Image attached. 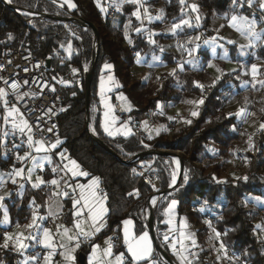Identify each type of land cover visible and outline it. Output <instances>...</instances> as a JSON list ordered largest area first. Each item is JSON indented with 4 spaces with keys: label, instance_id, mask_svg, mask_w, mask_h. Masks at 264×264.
<instances>
[{
    "label": "trees",
    "instance_id": "16d2710c",
    "mask_svg": "<svg viewBox=\"0 0 264 264\" xmlns=\"http://www.w3.org/2000/svg\"><path fill=\"white\" fill-rule=\"evenodd\" d=\"M73 1L77 7L72 11L65 6L55 5L51 0H12L10 4L18 11L28 10L50 17L74 16L86 23L94 24L98 33V53L89 89V131L118 159L99 146L86 130L84 78L90 68L94 42V34L90 28H80L49 18L20 15L0 1V56L16 49H24L35 59L49 60L54 69V75H64L70 69H77V73L80 74L79 86L57 87L61 109L65 110L60 111L57 118L58 138L62 144L54 149L53 153L67 149L66 155L76 160L83 171L90 173L89 177H100V190L107 194L106 206L109 211L105 217V226L93 237L84 241L85 244L80 247L77 255L86 256L93 244L114 236L116 241L113 243V253L124 252L129 261L122 238V221L131 219L132 231L137 236L146 231V223L142 222L141 217L147 210L152 189L131 173L133 164H124L122 161H129L145 150L165 149L181 152L183 174L177 186L169 194L162 196V199L154 206L153 220L156 233L165 227L162 222L165 219L163 210L166 203L175 199L177 201L175 210L178 216L185 215L184 211L187 209L190 212L185 216L196 225H200L205 217L213 219L211 228L208 225H202L203 223L198 228L197 237L200 243L206 241L208 233L214 228L221 233L220 239L225 248L238 254L243 261L249 264H264V243L259 242L255 228V221H264V216L257 210L245 209L241 205L242 196L260 195L264 192V130H259L256 135L254 147L244 152L246 160L235 166L237 171H242L243 168L244 173L237 177L230 176L228 161L232 159L231 156L234 157L233 150L238 144H246L247 136L245 132L235 135L231 128L240 124V121L234 115L228 118L229 113H234L230 110L229 101L242 79L237 71H227L221 79H213L203 84V90L193 83L198 81L201 84L202 79L199 75L201 73L196 72L205 70L210 59V51L203 43L213 36V33L208 31L210 21L214 17H219L224 25L225 21L234 14L248 16L250 19L255 16L258 27L261 28L264 27V19L260 18L261 12L258 6L248 8L245 5L243 8L238 6L234 9L231 6L232 0H188L184 5L180 4V0H143L144 6H149L156 11L162 10V20L160 23L141 24V32L137 36L130 35L132 48L139 54H156L170 40L163 35H152L151 31L155 27L161 24H179L181 20H188L191 23V26L182 25L176 29L175 44H177L176 47L178 46L179 55L163 54V60L167 63L178 59L179 64L184 65L183 70L177 68L174 76L169 75L171 71L157 74L143 85L130 75L132 61L128 52L121 46L124 40L122 24L127 20L135 24L132 21L134 20L132 12L138 6L129 3L121 4L120 10L117 11L115 5L113 19L109 20L101 17L96 0ZM103 1L101 0V5ZM115 3L119 4L120 0H115ZM192 4L198 6L197 11H192L190 7ZM197 15L200 17L199 24L196 20ZM196 35L200 39L199 48H196L192 56L196 62L193 68L191 63H187L188 59L184 63L181 61L185 53L179 44L183 39ZM153 40L155 43L151 42ZM69 43L72 45L71 55L66 54ZM229 47L235 48L234 45ZM58 48L65 49L60 58L53 56V52ZM253 58L264 63V46L258 45L252 50L244 63H251ZM233 59L237 62L236 56ZM106 63L112 65L113 74L119 82L120 87L116 93L127 97L126 103L131 107L128 117L132 134L127 137L121 134L109 136L102 127L97 83L101 67ZM219 69L223 71L222 65H219ZM261 71L264 72V67ZM262 77L264 78V75ZM213 81H216L215 84ZM201 99L204 102L195 104L193 112L198 114L189 118L191 123L174 127L170 138L167 136L169 125L164 117L156 119L162 124L156 136L143 141V138L136 133L137 125L146 121L156 111L158 105L181 106L187 101ZM2 112L0 102V114ZM261 122H264L262 111ZM93 128L95 132L92 131ZM144 160H154L155 178L160 189H165L170 183L173 171L171 160L159 155H150ZM194 162L199 163L200 168L196 167ZM12 165L11 160L0 157V169L12 167ZM14 166L17 168L20 164ZM185 173L188 176L187 183L184 182ZM43 177L47 180L52 177L48 168ZM245 177L247 179H244ZM135 190H139V195L130 196L129 193H134ZM33 200L35 205L32 203ZM4 203L12 225L27 224L33 212L39 215L45 213L46 200L43 189H35L28 182L23 183L21 196H18L16 188H13L11 195ZM197 207L203 211L200 213L193 210ZM70 221L71 213L67 211L63 224L68 225ZM160 245L173 259L166 246L163 243ZM154 255L157 257L156 254ZM19 260V252L12 250L11 247L9 249L0 247L2 264H17ZM216 262L217 260L213 259L210 252L206 250H202L198 257L192 260V264H217ZM76 264H79L78 261ZM84 264H86L85 261ZM161 264L164 263L161 261Z\"/></svg>",
    "mask_w": 264,
    "mask_h": 264
},
{
    "label": "snow or ice",
    "instance_id": "6c2138e0",
    "mask_svg": "<svg viewBox=\"0 0 264 264\" xmlns=\"http://www.w3.org/2000/svg\"><path fill=\"white\" fill-rule=\"evenodd\" d=\"M7 2L11 3L12 0H7ZM56 0H53V3H55ZM64 2L68 5L69 8H76L77 5L72 2V0H64ZM123 3H129L133 5H137L135 11L132 12V16H135L137 20L141 19V8L144 10V14L147 16L149 20H152L153 17L148 14L147 8H144L143 0H120L119 4H116V10H120V6ZM186 3V0H180V4L184 5ZM97 7L100 8L101 12H105L107 9L101 5V0H96ZM233 5H237L241 8H243L245 5H247L248 8H253L254 5L258 6L260 12H261V19H264V0H232ZM61 7L64 6V4L60 5ZM192 11H197L198 6L195 4H192L191 6ZM183 12V8L181 9ZM227 19V17H225ZM155 19H161V16L155 17ZM197 24H199L200 17L197 15L196 17ZM182 25H188L191 26L190 21L188 20H181L179 24H174L172 26V30L175 31L176 29L180 28ZM229 27L234 28L237 32H239L246 40H248L247 45H240V49L243 52V49L245 47H255V41H261L264 40V32H257L256 26H257V20L255 16H253L252 19H249L248 16L243 15H232L229 23ZM220 27H224V25H221ZM141 28H136V32H141ZM11 34H9V39H11ZM125 38L128 39L127 33H125ZM195 40H199L200 37L197 36L194 38ZM152 43H155V41H151ZM189 43L192 42V38L189 39ZM230 44H235V41L229 40ZM129 43H132V41L129 39ZM205 43H212L213 45L216 44V38H212L211 41L206 40ZM63 47V45H62ZM196 48H199V44L196 45ZM68 54H72V45L69 43L67 46ZM163 50V49H161ZM195 49H192L189 51V55L192 54V51ZM213 52H215V47H213ZM139 58V53L136 54ZM227 54H225L226 58ZM139 62V60H138ZM187 63H193V61H187ZM39 67V65H37ZM184 65L178 64L177 68L180 70H183ZM208 67H213L211 63L208 64ZM264 66L257 65L255 63L251 64L250 67V76H251V83L252 86L255 88L257 84H259L262 88H264V79H259L258 77L261 75H264V72L261 71V68ZM105 69H111L112 65L106 63L104 65ZM86 70V69H85ZM25 71H28V69H25ZM177 69H173L169 75H176ZM217 72L221 73V76L226 75L227 73H224L221 69L217 68ZM233 72L236 71V69L232 70ZM77 69H73V73H76ZM245 75H249V72H245ZM221 76H217L216 80L221 79ZM2 79V78H0ZM55 79V77H53ZM114 78L112 76L108 77L109 81H112ZM159 79V77H157ZM61 84H67V81H64L61 79L59 81ZM216 81H213V84H215ZM5 84H8V81H4ZM196 87H199L201 90H203L204 85L200 84L198 81L193 82ZM245 83H249V81H245ZM24 84H28V81L25 80ZM9 87L12 89L13 94H15L17 100H22L24 97L29 96L30 94L27 92L21 93L19 91L21 85L13 82L9 85ZM44 87H49L47 83L44 84ZM116 87H120V85L117 83ZM111 89L105 88V81L104 78L101 77V102L104 104L105 108L107 109L104 113L105 121L102 124L104 132L109 136H115L117 134H123L125 137L132 134L131 128L128 127V121L123 122L120 127H116L118 117L114 115V109L113 107L107 103V101L104 99V93L105 91H110ZM51 91L55 92V87H51ZM9 93L4 89L0 88V102L3 104V123L5 125L11 123V132L14 135L16 131H19L20 133H25L27 130V133H32L33 126L29 123V121L24 117L23 112H21L20 108L17 107L15 104H10L9 100L7 99ZM35 95V94H32ZM75 95V93H73ZM118 99L122 101H127V97L123 96L121 94ZM203 100L194 101L193 103L197 104H203ZM53 109L49 108L48 112H51ZM65 109H61V111H64ZM128 110H131V107L129 106ZM262 112H264V109H261ZM198 113L192 112L191 115L195 116ZM237 117L238 119L242 120L243 122H246V117L249 115H254V113H250L246 107H241L236 113H229V117L232 116ZM169 119H174L173 117H169ZM186 123H191V121H185ZM145 127H147V122H144ZM259 130H264V122H261L259 125ZM49 132L52 131V128L48 129ZM93 132H95V128L92 129ZM233 131H236L235 125L233 126ZM157 134L159 132L157 131ZM9 135V131H4L3 137H7ZM3 137H0L2 139ZM151 138V136H149ZM252 137L249 136V149L254 147V145L251 143ZM60 144H62V141L57 138L55 142L51 144H47L43 139L41 140H34L32 135H27V145L29 149H34L36 153L41 152H50L53 149H56ZM147 147V145H145ZM67 149H65L62 152L57 153L61 160H67V163L63 164V167L61 168V171H65L66 174L70 173L72 177H78V176H90V173L83 171L78 164L76 160L71 159L66 155ZM17 160L23 163L26 160H32L34 162V168H39L43 170L44 164L42 160H47L49 163H51V157L50 156H44L41 160H37V157L32 154L31 151H26L23 156H20L17 154ZM177 167H179L180 161L176 160ZM52 171L55 173L57 171L56 168H53ZM135 171V170H134ZM25 169L23 167L16 168L13 166V169L10 173H8L9 178L12 180V183L15 184L17 182L16 178H20L21 180H28L32 183L33 188H40L41 185L44 184H51L53 186H56L57 191L53 193L54 196L60 197H69L70 193L68 191H61L59 190L60 181L57 179H52L50 181H45L42 177H36L35 181H32V172L33 169L29 168L27 170L28 174L25 177L24 175ZM62 179V178H61ZM244 179H247L245 177ZM177 180V174L176 172H173L171 176V182L169 184V187H173L176 184ZM188 176L185 173L184 176V182L187 183ZM151 183V180L148 181ZM100 177L93 176L89 180L87 184H69L65 182V187L72 189L73 193L77 192V195H72L70 198L72 199V205H73V216L74 219V229L75 234H70L72 232L71 229L63 228V232L61 234V240H64L66 242H62L59 245H57L54 240V236L52 235V231L48 228L40 229V225L37 223L38 220L44 219L43 217H39L36 215L35 212H33L31 223H28L24 225L23 227L27 228L29 230V234L25 235L24 232H19L15 234L14 236L5 232L4 233V242L0 247L4 249H9L10 247V241H14V243L11 245L12 250L17 252H23V250L27 249L30 245L25 243V241L31 240L38 244H42L44 248L49 249V251L42 257L44 264H55L54 257L56 255H59L63 257V260L66 262V264H74L75 262V256L73 253L77 248L80 247L81 244V237L84 238H90L94 236L96 233H98L102 227L105 226L106 220L105 216L107 215L109 209L106 206L107 201V194L102 193L100 190ZM23 187V185H21ZM153 189L158 191L159 189L155 188V185H152ZM139 195V190H135L134 193H129V195ZM5 199V196H0V202H2ZM257 200L259 198L257 197ZM150 202L153 206L156 205L157 200L155 197H152L150 199ZM33 205H35V201L33 200ZM177 201L175 199H172L167 208L165 209L164 215L168 217V219L165 221L166 224L172 225L173 224V218L176 215L175 209H176ZM59 206V205H58ZM0 207H3V204L0 203ZM50 214L51 213V206L49 208ZM203 211V209H201ZM90 221V223H89ZM3 223L7 224L9 223V215L8 212L5 210L4 212V218ZM208 223V226L211 228L212 225L210 222L206 221ZM122 224L124 225V243L127 246V253L130 254L131 259L127 262V264H161V261L154 255V248L152 239L150 238L148 232H142L140 235H136L133 233V221L131 219H125L122 221ZM87 225V227H85ZM17 227H21L19 223H17ZM261 225H256V228H261ZM38 229L42 231L43 238L40 239L36 235L31 234L32 229ZM188 228L187 219L184 218L180 223V231H179V239L172 238L170 239L169 233L174 231L173 228H169V231L166 232L163 235V241L164 244L167 247H170L173 254L176 256L178 260V264H192V260L189 259V256L195 257L196 253L190 252L189 245L185 244V241L190 242L191 248L198 247L195 234L190 232H185L184 229ZM59 231V229H58ZM213 232H215V236L219 238L221 236V233L216 231L213 228ZM105 247L101 248V245L99 244H93L92 245V251L89 258V264H125V253L120 252L119 254L113 253V244H112V237H109L107 240H105ZM71 245V246H70ZM62 249V251L57 252V249ZM219 250L223 251V258L232 260L233 257H229L227 255V251L225 248V245L221 242L219 245ZM187 253V254H186ZM29 260L36 261L37 264H39V261L41 257L39 254L33 255L28 257ZM217 259H221L220 256L217 257ZM238 259V257H236ZM2 264V262H0ZM24 264H27V261L24 262Z\"/></svg>",
    "mask_w": 264,
    "mask_h": 264
},
{
    "label": "built area",
    "instance_id": "2783aa9c",
    "mask_svg": "<svg viewBox=\"0 0 264 264\" xmlns=\"http://www.w3.org/2000/svg\"><path fill=\"white\" fill-rule=\"evenodd\" d=\"M188 1V0H186ZM128 3H123V5ZM102 6L105 7L107 10L103 13L104 17L106 19L111 20L113 18V9L111 0H104L102 2ZM232 8H237V5H233L231 3ZM148 14L151 16L154 15L152 10L148 9ZM134 21L138 22L132 29L133 35L137 36L139 33L135 31L136 28H140L139 22L143 20L144 22L148 19L146 18L143 11H141V19L137 20L135 16H132ZM149 21V20H148ZM129 22V21H128ZM130 23V22H129ZM127 23L122 24V30L124 32L125 28H127ZM168 27V25H166ZM172 33V32H171ZM152 35H166L163 31H156L152 32ZM174 35L173 33L171 34ZM122 48H124L128 54L130 55L131 61H132V67L133 69H139V71H142L143 74H145L146 71H148V74L145 76L147 77L146 81H148L149 78H152L153 76L157 74L164 73L166 71H172L173 69H177V65L179 64L178 59H174L171 63H167L163 60V54L170 53L173 56H178V50L175 44V38L171 39V43L168 47H162L163 50L156 54H140L139 58L137 57V52L132 48V43H129V39H124L121 43ZM65 52V49L58 48L53 52V56L56 58H60L63 56V53ZM139 60V62H138ZM39 65V67H37ZM25 69H28V71H25ZM140 73L136 70V73L132 74V77L134 79L139 80ZM55 77V79H53ZM0 88H4L8 93L7 99L9 100L10 104H15L17 107L20 108L21 112H23L24 117L29 121V123L33 126L32 133H27V130L25 133L15 132L13 135L11 132V128H6L4 131H9V135L7 137H3V144H4V152L7 160H11L13 165L20 164L21 162L17 160V154H19V149L21 146V143L24 138H27V135H32L34 140H41L43 139L47 144H51L55 142V140L59 137V127L57 118L59 115V112L61 111L60 102L57 97V87L60 85L67 86V87H75L79 86L80 84V74L73 73V71H67L64 75H61L59 79L57 80V76L54 75V69L49 66V68H46L45 66V60L42 59H35L33 58L28 52H26L24 49H16L14 51L7 52L0 56ZM63 79L64 81H67V84H61L59 81ZM7 80L8 84H5L4 81ZM27 80L28 84H24V81ZM57 80V81H55ZM141 80L140 82H142ZM13 82H16L21 85L19 91L21 93L27 92L30 95L24 97L22 100H17L15 94H13L12 89L9 87V85ZM47 83L49 87H44V84ZM51 87H55V92L51 91ZM233 89V87H231ZM226 94V92H223ZM35 94V95H32ZM53 109L51 112H48V109ZM114 111L116 113V116L118 117L119 124H123V122L128 121V126H131L129 123L130 119L128 117V111L123 107L122 104L116 103L113 105ZM150 117V116H149ZM148 117V119H149ZM165 117L167 121L169 122V131L168 135H171V131L174 127H179L181 125H178L175 122H171L169 117L165 114ZM147 119V121H148ZM177 125V126H176ZM236 131H233V127L231 128L232 132L235 135H240L242 133L243 127L241 124L235 125ZM52 128V131L49 132L48 129ZM3 131V133H4ZM259 132V131H258ZM256 133V135L258 134ZM2 133V135H3ZM136 133L139 134L143 141H146L150 139L146 133L142 129V124L139 123L136 127ZM252 137L251 143L254 145L255 137ZM244 146L243 144H238L235 149L233 150V161L235 164L240 163L241 161H245V153L246 151H250L249 149V136L248 139L246 138V148L245 149H239V147ZM245 150V151H244ZM148 151V150H145ZM145 158H140L137 160H134L132 158L130 164L132 165L131 173L142 180L144 184H147L152 189V194L158 192L159 184L157 179L155 178L156 169L154 167V160L152 161H145ZM196 167L200 168V164L194 162L193 163ZM135 170V171H134ZM173 173V172H172ZM40 175L45 174V170L39 172ZM231 176V175H230ZM151 180V183L148 181ZM155 185L156 189H159L156 191L153 189L152 185ZM54 186L47 185L43 187V193L50 192ZM257 197L259 200H257ZM241 205L243 208H249L257 210L262 216H264V192L260 195H244L241 197ZM197 212H202L201 208L197 207L193 209ZM147 216V215H146ZM64 216L63 214H58L56 216H45L43 219V226L49 229H55L57 226L64 223ZM146 220V218H145ZM210 222L213 223V219L210 217H205L203 219V222ZM146 223V222H145ZM10 230L8 228H1L0 227V245L3 244L4 241V233L9 232ZM168 231L160 232V235H164ZM171 233H169L170 235ZM115 240H113V243ZM85 244L84 240L81 239L80 246H83ZM227 255L229 257H233V259L230 261L228 259L223 258V251H222V257L219 260L218 264H249L245 261H243L240 256L231 250L227 249ZM25 256L28 258L33 255L39 254L41 257L43 252L40 248L39 244L34 242L33 245H30L27 249L24 250ZM238 257V259H236ZM36 262V261H35ZM127 259L125 260V263L127 264ZM37 264V262H36Z\"/></svg>",
    "mask_w": 264,
    "mask_h": 264
},
{
    "label": "crops",
    "instance_id": "0c3cea01",
    "mask_svg": "<svg viewBox=\"0 0 264 264\" xmlns=\"http://www.w3.org/2000/svg\"><path fill=\"white\" fill-rule=\"evenodd\" d=\"M51 1L53 2V0H51ZM72 2L74 3L73 0H72ZM54 4L57 5V6H59V7H61L60 6L61 4H64V6L68 10H71V11L75 9V8H69L68 5L64 2V0H56V2ZM111 4H112V9L115 10V5H116L115 0H112L111 1ZM144 8H147V10L148 9L152 10V12L154 13V15L152 16L153 17L152 20H149L147 18V16L145 15L146 18L149 21L147 20V21L144 22L143 21L144 19L141 20L139 22L140 27H141V24H143V25H149V24H153L155 22H158V23L161 22V20H162V10H159V11L157 10L156 11V10L150 8L149 6H144ZM141 11H143V13H144L143 8H141ZM100 13H101V17H104V14H103L104 12H101L100 11ZM234 15H237V14H234ZM157 16H161V19H155V17H157ZM231 16L229 17L228 20L225 21L223 28L222 27H219L220 24L222 23V19L219 18V17H214L210 21V23H209V30L208 31L212 32L213 33V36L212 37H209L206 40L211 41L212 38H216V44L215 45H213L212 43H207L206 44L205 43L206 40L203 41V43H204L205 47L209 49V51H210V55H209L210 59L209 60L211 61L212 64L214 63V65H216L215 64V60H217V59H220V60H223L224 61V67L227 66L228 64H232V65L238 64V65H241L242 63L245 62V60L247 59V57L251 53V51L254 50L258 45L264 46V40L255 41L254 42L255 45H256L255 47H245L243 49V52H242L239 46L240 45H247L248 44V40H246L234 28L228 26V23H229V20H230ZM132 21H134V20H132ZM129 22H128V20L124 22V24L127 23V25H128L127 28H125V30L123 32L124 39H126L125 38V33H127L128 39L130 38V35H133L132 29L138 23L136 21H134L135 24H133L131 22L129 23ZM166 25H168V24H161L159 27L157 26V27H155L151 31V32L163 31L166 34V35H163V36L170 38V40L163 47H168L170 45V43H171V39H173V38L176 39V30L175 31L172 30V26L173 25H168V27ZM256 31L257 32H264V27L259 28L258 27V23H257ZM171 32L174 34L173 36L171 35L172 34ZM194 37H197V35L194 36ZM128 39H126V40H128ZM229 40L235 41L236 43L235 44H230L228 42ZM198 43H199V40H196V44L195 45H197ZM230 45H234L235 48L231 49L229 47ZM213 47H215V52H213ZM184 53H185V51H184ZM225 54H227L226 58H222V57H225ZM213 56L215 57V59L212 58ZM234 56L237 57V62L236 61H233L234 60L233 59ZM239 60H241V62H238ZM104 65L105 64H103L102 67H101L100 76L98 78V83H97V99H98V103L100 104L101 119H102L103 123L105 121L104 113H105V111L107 109L105 108L104 104L101 102V77L104 78L105 88L106 89H108V88L111 89L110 91H105V93H104V99L107 101V103L110 104L112 107H113L114 104L120 103V104L123 105V107L127 111H129L128 108L130 106L129 104L126 103V101H122L120 99L118 100V97L120 96V94H117L116 93V91L119 89V87H116V84L117 83L119 84V82H118V80L115 78V76L113 74V67L111 69H105L104 68ZM232 70L233 69L228 70V71H232ZM109 76H112L114 79L112 81H109L108 80V77ZM143 76L145 77V74H143ZM218 76H221V73ZM112 98H114L113 101H111ZM1 106L3 108L2 102H1ZM3 115H4V110H3L2 114H0V137L3 136L2 133H3V131L6 128L7 129L8 128H11V123H9L7 125H5L3 123ZM114 115L116 116L115 111H114ZM144 122H142V123H144ZM115 126L116 127H120L121 125L118 124V125H115ZM16 132H19V131H16ZM121 135H123V134H121ZM53 150L50 151V152H47V153H45V152L36 153L34 149H29L28 148L27 138H24L23 139V141L21 143V146H20V149H19V155L20 156H23L26 151H31L32 154L37 157V160L38 161L41 160L44 156H50L51 157V163H49L47 160H42V162L44 164L43 170H46L48 168L49 171H50V174L52 175V177L50 179L47 180V179H45L43 177V175H40L39 174V172L40 171H43V170H41L39 168H34V162L32 160H26V161H24L17 168L23 167L25 169V172H24L25 177L28 174L27 170L29 168H32L33 169V172H32V181H35L36 177H38V176L39 177H42L45 181H50L52 179H57V180L60 181L59 190H61V191H65L66 190V191H68L70 193V196L69 197H63V196L57 197V196H54L53 193L55 191H57L56 186H54V188L50 192L44 194L45 200H46L45 213L43 215H39V214L36 213L37 216L45 218V216H53L54 217V216H56L58 214H63V216H65V214L67 213V211H70V213H71V221H70V224H68V225L61 224V225L57 226L55 229H50L52 231V235L55 238L54 242L57 245H59L62 242H66L64 240H61V234L63 232V228L71 229L72 232L70 234H75V231H76L74 229V219H75V217L73 216L74 209H73V205H72V199L70 197L72 195H77L78 194V189H77V192L76 193H73L72 192V189L65 187V182H67L69 184H73V185H75V184H87L89 182V180L91 179V177H89V176L88 177H85V176L72 177L70 173L66 174L65 171H61V168L63 167V164L67 163V160H61V157L57 153H53ZM0 157L2 159H4V160H7V158L5 156V152H4V144H3V140L2 139H0ZM52 162H53V164H52ZM53 168H56L57 169V171L55 173L52 171ZM12 169H13V167H8L6 169H0V196H5V199L2 202H0V203L3 204V207H0V227L1 228H8L10 230L8 233L11 234V235H13V236L15 234L19 233V232H24L25 235H28L29 234V230L27 228L23 227L24 225H22L21 227H17V225L10 224V220H9V223H7V224H5V223L2 222L3 221V218H4V212H5V210L8 212L7 207H6L5 203H4V201L11 195L13 188H16V191L18 193V196H21L22 191H23V187H21V185H23V183L28 182L32 186V183L31 182H29L26 179L25 180H21L20 178H16L17 179V182L15 184H13L12 183V180L8 176V173H10L12 171ZM47 185H51V184L41 185L40 188L43 189V187L44 186H47ZM51 186L53 187V185H51ZM35 189H37V188H35ZM168 204H169V202L166 203L163 212H165V209L167 208ZM50 206H51V213L52 214H50V211H49ZM175 212H176V210H175ZM32 215H31L30 220H29L28 223H31ZM184 218L187 219V223H188V228L187 229H184V231L186 233L187 232L194 233L192 230L195 228V224L192 221H189L188 218H187V216H185V215L178 216L176 214L174 216V218H173V224L172 225H169V224H166L165 223V221L168 219V217L165 216V219L162 222V224L165 225V227L163 229H160L158 231L157 237L158 238H163V235H160L159 233L160 232H163V231H169V228H173L174 231H172L171 234L169 235L170 236V239H172V238L179 239L180 223H181V221ZM42 222H43V219L37 221V223L40 225V229L46 228V227L43 226V223ZM89 223H90V221H89ZM85 227H87V225H85ZM58 229H59V231H58ZM122 229H124V225L123 224H122ZM146 232H148L147 229H146ZM31 234L32 235H36L40 239L43 238L42 231H40L38 229H35V228L32 229L31 230ZM195 236H197V235L195 234ZM110 237H112V244H113V240H116V238L114 236H110ZM108 238H105V239L97 242L96 244L101 245V248H103V247L106 246L104 242ZM122 238H123V241H124V232L122 233ZM80 239H83L84 241H87L89 238L85 239L84 237H81ZM13 243H14V241H10V247H11V245ZM25 243H27L29 245H33L34 244V241L28 240V241H25ZM185 244L186 245H189L190 252L196 253V256L195 257L189 256V259H191V260L197 258L198 255L200 254V252L202 250H206V251L209 252V250L204 249V248H199V249H198V247L197 248H191L189 241H185ZM39 246H40V248L42 249V252H43V254L41 256V259L39 261V264H44L42 257L49 251V249L44 248L42 244H39ZM80 247L77 248L75 250V252L73 253V255L76 258L74 264H76V261L78 259V255L79 254L77 255V253L79 252ZM166 248L168 249L170 255L173 257V260L175 261V263L178 264V260H177L176 256L173 254L171 248L170 247H167V246H166ZM59 251H62V249H59L58 248L57 249V252H59ZM91 251H92V247H91L89 253L86 256H84L85 257V260L84 261L86 262V264H89V258H90V255H91ZM125 251H126L128 260H130L131 257L127 253V246L126 245H125ZM19 254H20V260L18 261L17 264H24L25 261H27V264H36L35 261L29 260L25 256L24 250H23L22 253L19 252ZM211 255H213V254H211ZM218 256L222 257V252H219V254L217 255V257ZM217 257L212 256L213 259H216L217 260L216 263L218 264V262H219L220 259H217ZM53 259H54L55 264H66V262L63 260V257H61L59 255H56Z\"/></svg>",
    "mask_w": 264,
    "mask_h": 264
},
{
    "label": "rangeland",
    "instance_id": "374dc122",
    "mask_svg": "<svg viewBox=\"0 0 264 264\" xmlns=\"http://www.w3.org/2000/svg\"><path fill=\"white\" fill-rule=\"evenodd\" d=\"M82 1H84V0H82ZM221 25H222V23L220 24V26ZM190 38H192V42L191 43L188 42ZM194 38H195L194 36L193 37H187V38L183 39V41H181L180 44H179L180 48H182V50L185 51V54L182 55L181 61L183 63H184V61L186 59H188V61H193V63H191L193 68H195V65H196V62L192 59V56H193V54H194V52L196 50V45H195L196 44V40ZM192 49H195V50L192 51L191 55H189V51L192 50ZM66 54H68V51H66ZM212 58L215 59L214 56ZM209 63H211L210 60L207 62L205 70L196 72V73H201L199 75L201 76V79H202V82H201L202 85L205 84V83L211 82L213 79H216V77L218 75H220V72L216 71V69L219 68V65H222L223 72H227L228 70H231V69H236L238 71V76L242 79V82L237 86L236 89H234V92H233V94L231 96V99L229 101L230 110L232 112L236 113L241 107H246L250 113H254V115H249V116L246 117V122H243L240 119H239V121H240V124L243 127L242 133H244V132L246 133V135H247L246 138L247 139H248V136L256 135V133L259 131L260 113H261V109H262V107L264 105V88H262L259 84H257L255 88L252 86L251 76H250V67H251V64H253V63H255L257 65H260V66H264V63L261 60L257 59V58H253L251 63H242L241 65L228 64L225 67H224V61L220 60V59L215 60V64L216 65H214V63L213 64L211 63L213 65V67H208ZM136 70L140 73L139 82L141 80H143L140 83H142L143 85L147 84L150 81L151 78H149L148 81L145 82L147 77H144L143 76V72L139 71L138 68ZM136 70L135 69L130 70V75L132 76L133 73H136ZM68 71H73V69H70ZM246 71L249 72V75H245L244 74ZM147 74H148V71L145 72V76ZM56 76H57V80H58L59 77L61 76V74H58ZM258 78L259 79H264L262 77V75L259 76ZM57 80H55V81H57ZM245 81H249V83H245ZM193 102L194 101L190 100V101L185 102L181 106L158 105L156 111L150 115L148 121L146 120L147 121V127H145L144 123H142L143 131L146 133V135L148 137L151 136V138H152V137L156 136L157 135V131L160 132V130L162 128L161 122L156 120V119H158V117L166 118L165 114L168 117L171 116V117L174 118V119L171 120V122H175L178 125H182V126L185 125L186 124L185 121H189V118L192 117L191 113L194 111V107H195V104H196V103H193ZM166 121H167V119H166ZM118 124H119V122H117L116 125H118ZM129 127L132 130V126H129ZM167 136L170 138L171 135L170 136L167 135ZM243 145L244 146L239 147V149H245L246 148L245 147L246 144H243ZM175 152H177L178 154L181 155L180 151H175ZM231 158L232 159L228 161V163H229L228 174L231 175V176L237 177L238 175H241L242 172L244 173L245 170L242 168V171H237L236 168H235L236 164L233 161V157L231 156ZM172 172H175L174 169H173ZM159 189H160V187H159ZM161 199H162L161 197L156 199L157 200L156 205L158 204V202ZM245 209H249V208L245 207ZM188 212H190V211L186 209L184 211V214L188 215L189 214ZM146 214H147V210L143 213V215L141 217V220H142V222L144 224L146 222V220H145V218L147 217ZM202 223H201L202 225H208V223H206V222L202 221ZM201 224L200 225H196L195 224V228L192 230L196 235H197L198 228L201 226ZM255 224L262 226L259 229H257L256 226H255V228H256V236H257L259 242H263L264 243V221H259V220L255 221ZM195 239H196V242H197V245H198V249L199 248H204V249L209 250L210 255L213 254L211 256L217 257L219 252H222V250H219V245L221 243V239H220V237L217 238L215 236V232H213V230L210 233H208V235L206 237V241H204V243H200L197 236H195ZM158 241H159V244H161V243L164 244L163 238H160V240H158ZM154 254L157 255L156 252H154ZM157 257L159 258L158 255H157Z\"/></svg>",
    "mask_w": 264,
    "mask_h": 264
},
{
    "label": "water",
    "instance_id": "95a60500",
    "mask_svg": "<svg viewBox=\"0 0 264 264\" xmlns=\"http://www.w3.org/2000/svg\"><path fill=\"white\" fill-rule=\"evenodd\" d=\"M0 1L3 4H5L10 10H12L16 13H19L20 15L29 16V17H36V18H41V19L49 18V19H53L56 21L69 23V24H72V25H74L76 27H80V28L88 27L93 31V34H94L93 54H92V58L90 61V68L85 73V78H84L85 102H86V107H85L86 130L88 131V133L92 137V139L99 146H101L103 149H105L111 156L118 159V157L115 156V154H113L110 150H108L103 145V143L100 142L97 138H95L92 135V133L89 131V117H88V113H89V110H88L89 89H90L91 75H92V71L94 69V65L96 63V60H97V53H98V34H97V30L94 27V25L90 24V23H86L82 19L74 17V16H67V17L51 16L50 17V16H47L46 14H43V13H34V12H31L28 10H19L18 11L16 9V7L12 6L9 2H7V0H0ZM45 66H46V68H49V66H50L49 60L45 61ZM150 155H159V156H165V157L169 158L172 162L173 169L177 174L176 184L173 187H169V185H168L165 189L159 190L158 192L151 194V196L149 197L148 202H147L148 206H147V217H146L147 231L149 233L150 238L152 239L153 248H154L155 252L157 253V255L159 256V259L162 262H164L165 264H176L175 261L173 259H171L170 256L163 250V248L161 247V245L158 242V237H157V233H156L155 228H154V220H153V208L154 207L150 206V199L152 197H155L157 199V198H160L166 194H169L172 191V189L177 186V184L179 183V181L182 177V174H183V160H182L180 154H178L177 152L171 151V150H165V149L143 151L133 158H134V160H137L140 158H146L147 156H150ZM177 159L180 161L179 167H177V164H176ZM131 161L132 160L122 161V162L124 164H129ZM170 182H171V180H170ZM84 260H85L84 255L79 254L78 259H77L78 263L84 264Z\"/></svg>",
    "mask_w": 264,
    "mask_h": 264
},
{
    "label": "bare ground",
    "instance_id": "6f19581e",
    "mask_svg": "<svg viewBox=\"0 0 264 264\" xmlns=\"http://www.w3.org/2000/svg\"><path fill=\"white\" fill-rule=\"evenodd\" d=\"M147 206H148V205H147ZM150 206H151V207H154V206L151 204V202H150ZM153 209H154V208H153ZM146 215H147V214H146Z\"/></svg>",
    "mask_w": 264,
    "mask_h": 264
}]
</instances>
